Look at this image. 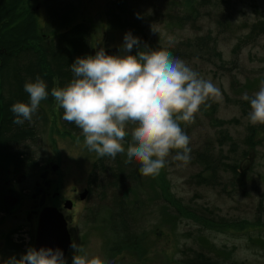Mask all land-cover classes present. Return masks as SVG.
I'll return each instance as SVG.
<instances>
[{
    "label": "rangeland",
    "instance_id": "obj_1",
    "mask_svg": "<svg viewBox=\"0 0 264 264\" xmlns=\"http://www.w3.org/2000/svg\"><path fill=\"white\" fill-rule=\"evenodd\" d=\"M115 1L27 0L21 17L25 16L28 22L30 13L38 34H43L46 27L49 33L59 35L70 29L81 30L89 38V45H84L90 55L95 56L100 48L108 55H121L128 30L109 25L106 17L115 9L111 5ZM118 1H129L134 6L145 1L147 6L139 9V14L144 15L140 20V24L144 22V32L133 35L140 39V48L134 47L129 54L148 48L149 42L159 50H176L177 44L187 40L192 46L181 51L189 54L183 60L220 89L221 95L202 105L194 121L181 123L190 138V152L211 149L208 155L217 159V166L213 167L219 185H196L191 181L196 173L206 178L211 173L202 171L204 167L189 154L187 163L170 156L156 176H142L138 169L137 180L131 181L125 191H111L102 177L98 181L93 177L90 186L89 177L99 160L104 166H119L126 175L140 166L125 163L126 154H118L115 159L100 157L85 146L82 130L63 120V109L51 96L53 87L65 86L53 76L50 83L45 79L49 96L32 120L25 121L27 126L15 125L4 138L0 132V202L11 191H22L27 208L40 207L45 202L39 220L46 209L56 210L64 220L57 208L62 204L63 213L71 215L73 211L67 210L75 201L73 191L84 189L81 194L85 200L75 201L72 218H67L72 241L64 220L70 244L64 255L67 264H72L73 242L82 245L83 255L89 259L99 257L103 264H188L193 256L204 258L206 264H264V125L249 122L250 103L243 99L245 94L257 92L264 81V35L255 33L253 28L255 22L264 19V0H210L211 4H197L199 0ZM55 14L63 17H54ZM123 21L130 22V18ZM218 21H225L229 32ZM206 36L211 40L206 41ZM75 43L77 46L79 41ZM48 68L51 66L42 70ZM53 70L65 74L63 68ZM3 82L0 81V102L11 92L6 91ZM1 123L0 120V126ZM70 128L74 131L68 132ZM223 135H227V140L222 139ZM243 153L246 159L240 162ZM235 164L238 178L230 168ZM43 181L49 192H58L59 197L31 200L37 189L35 183ZM122 199L127 201L124 212L129 215V227L121 222V212L110 218L107 211ZM137 204L140 209L133 216L132 209ZM110 219L116 224L111 222L110 226ZM12 220L15 219L0 222L4 224L0 234L5 235L16 225ZM34 236L35 233L33 237L27 235V240L31 238L28 247H34ZM22 254L26 253L14 256L19 259ZM194 263L201 264L195 260Z\"/></svg>",
    "mask_w": 264,
    "mask_h": 264
},
{
    "label": "clouds",
    "instance_id": "obj_2",
    "mask_svg": "<svg viewBox=\"0 0 264 264\" xmlns=\"http://www.w3.org/2000/svg\"><path fill=\"white\" fill-rule=\"evenodd\" d=\"M152 30L156 32L154 26ZM140 39L130 32L124 37L121 55H108L100 48L95 56L77 57L70 66L73 78L65 86L51 89L63 120L82 130L85 146L100 157L115 159L126 154L125 163L138 164L145 177L159 175L171 156L189 160L190 138L181 127L194 121L210 98L219 97L220 89L203 78L186 61L167 50L141 49ZM47 84L40 76L24 84L28 103L11 106L14 124L31 121L42 101L47 99ZM248 120L264 125V81L253 95ZM127 143V148H125ZM175 152V155L173 153ZM72 264H103L99 257L83 255L82 245L72 243ZM3 264H67L60 249L29 247L19 259Z\"/></svg>",
    "mask_w": 264,
    "mask_h": 264
},
{
    "label": "trees",
    "instance_id": "obj_3",
    "mask_svg": "<svg viewBox=\"0 0 264 264\" xmlns=\"http://www.w3.org/2000/svg\"><path fill=\"white\" fill-rule=\"evenodd\" d=\"M5 1L7 2L4 3L0 1V81L4 80L3 87L6 88V91L10 89L11 92L8 93L6 98L0 102V120L2 121L0 132L3 138L6 136V132L9 133V131H11V129L17 125L13 123L15 116L11 112V106L16 102L28 103L30 100V97L24 91V84L29 79L34 82L35 78L40 76L41 79L44 81L47 79L50 83L53 80L52 77L55 76L61 80L62 85H66L73 78L70 66L75 62L76 58L90 55V50L84 45L85 43L89 45V38L86 35L83 36V32L81 30L77 28L67 31L64 30L65 32L59 35L58 33L56 34L51 31L49 33L46 27L43 34H38L37 32L39 29L35 28V25H33V21L31 19L33 16L28 13L27 18H30L28 22L26 21L25 16L21 17L24 12L27 0H24V2L22 0H17L13 4H11V0ZM127 2V4H123L122 1L117 0L115 3L111 4L115 7V9L106 15L107 19L109 18V25L112 26L113 23L117 28L121 26L126 31L128 30V33L130 32L132 35H137L138 33L143 34L145 25L144 22L140 24V20L144 15H141V13L139 14V9L147 7L146 2H141L140 5L137 4L136 6H134L129 1ZM211 3L212 2L210 0L205 3H202L201 0L197 2V4ZM116 9H119L120 11ZM124 14L127 15V18H130V22L123 21V19L126 18ZM154 15L155 11L152 13V16ZM58 16L60 19L63 17L61 14H55L54 17ZM169 18H173V15L169 16ZM218 23L222 28H224V30L229 32V30L226 29L227 27L225 25V21H218ZM178 24L182 25L181 23ZM111 26L108 27L111 29ZM67 27L68 26L65 25L64 28L66 29ZM253 28L255 33L264 35V19H259L257 22H255ZM80 35L82 36V41L80 39ZM204 38L206 41L211 40L207 36ZM76 40L79 41L77 46H75ZM202 42L205 44L204 41ZM49 46L52 47L49 48ZM188 46L192 45L190 42L185 40L175 46L176 50L168 51H170L175 57L180 59H188L189 54H182L184 49L189 48ZM148 49L159 50V48L155 47L151 42H149ZM42 63L45 65L41 66ZM49 65L51 66V69L48 68L46 71L42 70V68H47ZM29 68H32L33 70H30ZM61 68L65 70V74L60 71H52V69L60 70ZM21 126H27V123L24 122L22 125H20V127ZM69 131L74 130L70 128L68 132ZM227 138V135L222 136V139L224 140H227ZM248 142L253 145L252 138L248 137ZM246 143L247 139H245V144ZM206 147L209 148V146ZM208 153H211V149H207L204 152L200 151V149L195 150L194 152H189V154H192L193 159L197 161L198 165H201L202 168L204 167L202 171H209L211 173L208 178L203 177L202 173L200 172L196 173L191 180L196 185H219V183L216 182L217 172L213 167L217 166V159L213 156H209ZM221 156L223 158L222 154ZM245 159L246 153H243L239 161L241 162ZM230 168L232 169L233 175L238 178L240 175L236 172L237 165H232ZM138 169L139 167H137V169L134 168V170L129 171V175H126L124 169L122 171L119 166L117 169L116 167L113 168V166L111 167L110 165L104 166L103 161L99 160L94 165V170L89 177V185L93 186V177H95L97 181L100 179V177H102V180L106 183L107 187H110L111 191L112 189L116 188L125 191V189H127L126 187H128L131 181L137 180ZM118 192L115 193L117 196H119ZM122 193L123 191H121V194ZM118 201V205L115 207L107 208V211L110 214L109 216L112 218L117 216V213L121 212V222L125 221L129 227V215L124 212L126 206H128L126 204L127 201H125V199ZM180 204L181 203H179V205ZM189 208L191 207L189 206ZM139 209L140 206L137 204L134 209H132L133 216L134 214L138 213ZM187 213L188 215L190 214L189 211H187ZM111 222L112 225L116 224L113 219H110V226ZM193 258L194 259L192 262H189L188 264H196L194 263V260L200 262L201 264H206L204 261H202L204 258H202V260H198L196 256H193Z\"/></svg>",
    "mask_w": 264,
    "mask_h": 264
},
{
    "label": "flooded vegetation",
    "instance_id": "obj_4",
    "mask_svg": "<svg viewBox=\"0 0 264 264\" xmlns=\"http://www.w3.org/2000/svg\"><path fill=\"white\" fill-rule=\"evenodd\" d=\"M35 186L37 187V189L35 188L34 193H32L31 200H34L37 197L41 200L43 199L42 201L51 200L50 198L45 197L52 196L54 198L57 196L59 197L60 195L58 192H49L48 186L45 184V181H43L42 183L36 182ZM12 187H17V185H13ZM11 192L12 193L7 194V197L3 198L4 200L2 199V202H0V219H2L0 220V222L5 221L7 223L9 222V219L14 218L15 220L12 221L15 222L16 225L12 226L11 229L5 233V235H3V233L0 234V261H5L6 259L8 260L10 257L14 256V254L27 252V249L29 248L28 245L31 241V238L29 240L26 239L27 235L33 237V233H35L34 237H36L39 216L42 210L45 208V202H42V205L40 207L35 206L27 208L25 207L26 203L21 195L22 191ZM82 192H85L84 189L83 191H73L75 201L78 200V202H82L83 200H85H82ZM75 201H71L73 203L72 208L70 207L67 210V212L73 211L71 215L63 213V209L61 208L62 204L60 208H57L66 221L69 234L71 232V223L69 224L67 218H72V215L74 213ZM3 203L8 204V206L4 207ZM10 215H13L12 218L10 217ZM0 229H4V224H0ZM23 230H25V233H22ZM13 236H15V238H13Z\"/></svg>",
    "mask_w": 264,
    "mask_h": 264
},
{
    "label": "water",
    "instance_id": "obj_5",
    "mask_svg": "<svg viewBox=\"0 0 264 264\" xmlns=\"http://www.w3.org/2000/svg\"><path fill=\"white\" fill-rule=\"evenodd\" d=\"M69 246L66 224L61 215L54 209H46L39 220L34 248L60 249L65 255Z\"/></svg>",
    "mask_w": 264,
    "mask_h": 264
}]
</instances>
